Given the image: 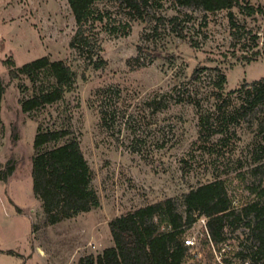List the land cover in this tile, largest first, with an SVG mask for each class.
<instances>
[{
	"label": "rangeland",
	"instance_id": "obj_1",
	"mask_svg": "<svg viewBox=\"0 0 264 264\" xmlns=\"http://www.w3.org/2000/svg\"><path fill=\"white\" fill-rule=\"evenodd\" d=\"M153 1L162 4L160 12H176L170 8V0ZM241 1L244 6L252 5L256 12L248 15L246 11L238 13L235 8L240 23L237 32L241 34L236 41L231 36L226 10L210 13L206 26L202 11L181 8L195 15L194 23L188 26L197 47L164 29L151 40L143 38V33L151 32L152 25L148 22L132 21L125 33L126 18L117 15L111 24L120 28L118 32L101 29V55L107 64L94 69L71 47L78 27L68 0H0V75L8 84L2 102L5 128L0 133V166L4 167L8 160L17 166L8 180L0 179V247L22 254L4 252L0 264H79L81 257L98 255L114 244L109 227L112 218L167 197L180 198L199 181L211 179L214 167L221 173L230 171L226 176L233 195L237 192L238 196H247L243 183L236 177L235 164L227 165L224 158L216 161L197 149L196 106L176 103L165 95L173 85L191 77L196 68L207 67L191 89L204 107L210 108L215 67L227 75L226 91L264 76V0ZM254 33L259 36L256 47L251 40ZM139 46L142 52L137 58ZM257 51L260 52L257 60H238ZM158 52L162 55L155 58ZM44 55L66 60L77 71L78 80L76 89L63 102L52 107L51 113H40L38 119L69 127L79 137L100 196L97 208L49 225L42 224L43 209L33 187L37 122L21 110L19 103L20 84L26 80H11L5 64L12 58L20 66ZM102 87L122 90L120 94L110 92L98 101L102 106L110 103L112 117L107 127L100 125L98 109L89 104L93 93ZM154 99L167 107L153 112L150 103ZM145 118L150 123L140 128L144 120L147 122ZM14 124L18 125L17 142L12 140ZM133 127L146 139L141 145L143 154L130 149ZM238 131L241 144H247L253 136L249 124L244 122ZM162 142L165 146L159 148ZM17 206L26 214H18ZM34 222L38 223L36 233ZM203 225L205 219L187 232L188 238L200 239ZM244 237L242 234L241 238ZM241 248L239 241L232 240L230 248L222 249L223 254L216 252L215 259L221 261L228 256L236 260L234 255ZM41 249L44 257L39 254ZM192 251L198 259L208 262L207 251L201 244Z\"/></svg>",
	"mask_w": 264,
	"mask_h": 264
},
{
	"label": "trees",
	"instance_id": "obj_2",
	"mask_svg": "<svg viewBox=\"0 0 264 264\" xmlns=\"http://www.w3.org/2000/svg\"><path fill=\"white\" fill-rule=\"evenodd\" d=\"M68 2L78 27L71 47L88 67L94 69H101L107 64L101 55V29L118 32L120 28L111 24L117 15L126 18L123 26L125 33L129 32L132 21L148 22L152 25L151 32L143 33V38L151 40L164 29L197 47L188 26L194 23L195 15L181 8L202 11L203 25L206 26L210 13L226 10L231 36L235 41L240 40L241 35L237 32L240 27L238 13L246 11L252 15L256 12L252 5L244 6L241 0H170V8L176 10L173 14L160 12L162 4L153 0ZM235 8H238V13ZM251 40L253 47L259 45L256 33L252 34ZM139 51L137 58L141 55V46ZM259 53L257 51L238 60L251 62L257 60ZM161 55L158 52L154 56ZM5 64L11 80L28 81L20 84L19 103L21 110L37 122L32 176L35 196L43 209L42 224H55L97 208L100 196L93 183L94 172L79 137L69 127L38 119L40 113H51L52 107L63 102L67 94L76 89L77 71L66 60L52 59L49 55L20 66L9 58ZM204 69L208 68H196L191 77L173 85L165 95L176 103L196 106L199 115L197 149L202 154L215 157L216 161L224 158L227 165L235 164L236 177L243 183L247 196H238L237 192L236 196L233 195L229 177L226 176L230 171L221 173L218 172L219 168L214 167L211 179L199 181L180 198L167 197L112 218L109 227L114 244L98 255L91 253L81 257L79 264H264V76L226 91L227 75L221 68L215 67L209 92L213 104L205 108L201 98L191 89V85L201 80ZM7 87L8 84L0 75V133L5 128L2 102ZM114 88H98L89 99L90 106L98 109L102 127L109 125L112 112L109 102L102 106L98 101L102 96L110 95V92H122L120 88ZM160 104L161 101L154 99L150 108L158 112L167 107L166 104ZM145 119L147 122L144 120L140 128L150 123V119ZM244 122L249 124L253 132L247 144H241L242 136L238 131ZM132 129L134 138L130 149L143 154L141 145L146 139L138 128ZM18 139V125L14 124L12 140L17 142ZM164 146V142L158 145L159 148ZM16 168V163L8 160L4 167L0 166V179L8 180ZM17 210L23 212L19 206ZM202 219H205L202 236L195 245L186 244L187 232ZM33 226L36 233L38 223L34 222ZM242 234H245L244 238H241ZM232 240L239 241L242 247L234 255L236 260L228 256H223L221 261L216 260V252L222 253L225 247L230 248ZM199 244L207 251L208 262L198 259L192 251ZM0 252L22 256L12 249H0Z\"/></svg>",
	"mask_w": 264,
	"mask_h": 264
},
{
	"label": "crops",
	"instance_id": "obj_3",
	"mask_svg": "<svg viewBox=\"0 0 264 264\" xmlns=\"http://www.w3.org/2000/svg\"><path fill=\"white\" fill-rule=\"evenodd\" d=\"M22 209H23V208H22ZM18 214H20V215H24V214H26V213L22 212V213H18ZM0 249H2V250H9L8 248H3V247H0ZM40 251H41V252H40L39 254L41 255V257H44L43 250L41 249ZM2 254H4V252H0V255H2ZM0 259H1V258H0Z\"/></svg>",
	"mask_w": 264,
	"mask_h": 264
},
{
	"label": "built area",
	"instance_id": "obj_4",
	"mask_svg": "<svg viewBox=\"0 0 264 264\" xmlns=\"http://www.w3.org/2000/svg\"><path fill=\"white\" fill-rule=\"evenodd\" d=\"M195 243H196V240L191 237L186 239V244L195 245Z\"/></svg>",
	"mask_w": 264,
	"mask_h": 264
},
{
	"label": "bare ground",
	"instance_id": "obj_5",
	"mask_svg": "<svg viewBox=\"0 0 264 264\" xmlns=\"http://www.w3.org/2000/svg\"><path fill=\"white\" fill-rule=\"evenodd\" d=\"M41 252V251H40Z\"/></svg>",
	"mask_w": 264,
	"mask_h": 264
}]
</instances>
